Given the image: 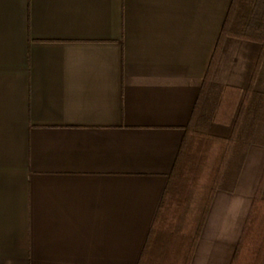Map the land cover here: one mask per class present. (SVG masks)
<instances>
[{"label": "crops", "instance_id": "crops-1", "mask_svg": "<svg viewBox=\"0 0 264 264\" xmlns=\"http://www.w3.org/2000/svg\"><path fill=\"white\" fill-rule=\"evenodd\" d=\"M232 1L0 0V264H138ZM263 172L252 146L195 253L238 244Z\"/></svg>", "mask_w": 264, "mask_h": 264}, {"label": "trees", "instance_id": "trees-1", "mask_svg": "<svg viewBox=\"0 0 264 264\" xmlns=\"http://www.w3.org/2000/svg\"><path fill=\"white\" fill-rule=\"evenodd\" d=\"M230 53L247 72L239 83L216 75ZM252 146L264 147V0H233L138 264H191L216 193L234 191ZM230 264H264V172Z\"/></svg>", "mask_w": 264, "mask_h": 264}, {"label": "rangeland", "instance_id": "rangeland-1", "mask_svg": "<svg viewBox=\"0 0 264 264\" xmlns=\"http://www.w3.org/2000/svg\"><path fill=\"white\" fill-rule=\"evenodd\" d=\"M247 174L250 175L249 176L250 180L248 182L247 191H250L251 190V184H253L251 181V176L253 175V173H247ZM254 175H255V173H254ZM256 175H258V174L256 173ZM245 177H246V173L243 176V178L241 179L242 180L241 185H244V178ZM260 178H261V176H260ZM260 178H259V181H261ZM258 183H260V182H258ZM256 185H258V184H256ZM239 191H241V190L239 189ZM241 215H242V213L237 212V214H235V215L232 214V216L230 217L231 220H234V218H235V220H236L235 221L236 222L235 227L236 228L240 225V222L242 219ZM223 239H225V238H223ZM210 240H212V242H210ZM237 241H236V243H237ZM201 242H204L203 243L204 245L201 246L200 252L195 253L196 259H195L194 264H230V261L232 260L233 255H234L235 250H236V247H237V244H235V242L232 243L233 241L228 242L225 240L223 242L218 243L216 241V239L215 240L210 239V235L208 233L203 234L201 236L200 244H201ZM200 244H199V246H200ZM203 248H204V250L202 251Z\"/></svg>", "mask_w": 264, "mask_h": 264}]
</instances>
